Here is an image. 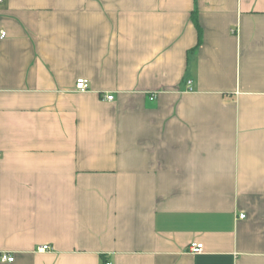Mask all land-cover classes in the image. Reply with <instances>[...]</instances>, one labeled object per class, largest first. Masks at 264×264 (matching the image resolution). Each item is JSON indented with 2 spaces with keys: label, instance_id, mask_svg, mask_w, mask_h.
I'll use <instances>...</instances> for the list:
<instances>
[{
  "label": "crops",
  "instance_id": "crops-1",
  "mask_svg": "<svg viewBox=\"0 0 264 264\" xmlns=\"http://www.w3.org/2000/svg\"><path fill=\"white\" fill-rule=\"evenodd\" d=\"M1 31L0 264H264V0H0Z\"/></svg>",
  "mask_w": 264,
  "mask_h": 264
},
{
  "label": "built area",
  "instance_id": "built-area-1",
  "mask_svg": "<svg viewBox=\"0 0 264 264\" xmlns=\"http://www.w3.org/2000/svg\"><path fill=\"white\" fill-rule=\"evenodd\" d=\"M1 36L5 35V32L4 31H1ZM190 83L191 81H187V85L189 86L188 89L191 90V87H190ZM75 88L76 90L78 91H85L88 89V83H87V80L84 79V78H79L75 81ZM105 99L106 100H112L113 99V96L112 95H106L105 96ZM244 215H240V217H243ZM49 247L44 245L42 247H39V250H47ZM203 249V245L202 243H198V242H192L189 244V247H188V250L190 253H193V254H198L202 251ZM1 259L4 260V261H8V262H11L13 261L14 257L11 256V255H7V254H2L1 255ZM105 264H110L109 262H105Z\"/></svg>",
  "mask_w": 264,
  "mask_h": 264
},
{
  "label": "trees",
  "instance_id": "trees-1",
  "mask_svg": "<svg viewBox=\"0 0 264 264\" xmlns=\"http://www.w3.org/2000/svg\"><path fill=\"white\" fill-rule=\"evenodd\" d=\"M193 21H194V23H195V26H196V28L199 30V27H198V24H197V21H196V18L195 17H193ZM105 260H104V258H102V262H101V264H105Z\"/></svg>",
  "mask_w": 264,
  "mask_h": 264
}]
</instances>
